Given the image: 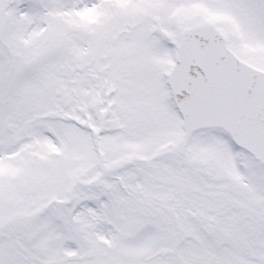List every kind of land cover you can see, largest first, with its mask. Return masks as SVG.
Returning <instances> with one entry per match:
<instances>
[{"label":"snow or ice","instance_id":"1","mask_svg":"<svg viewBox=\"0 0 264 264\" xmlns=\"http://www.w3.org/2000/svg\"><path fill=\"white\" fill-rule=\"evenodd\" d=\"M0 264H264V0H0Z\"/></svg>","mask_w":264,"mask_h":264}]
</instances>
